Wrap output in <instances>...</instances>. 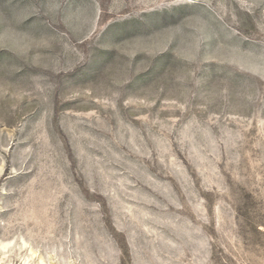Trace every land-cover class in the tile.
I'll use <instances>...</instances> for the list:
<instances>
[{
	"label": "rangeland",
	"instance_id": "obj_1",
	"mask_svg": "<svg viewBox=\"0 0 264 264\" xmlns=\"http://www.w3.org/2000/svg\"><path fill=\"white\" fill-rule=\"evenodd\" d=\"M0 264H264V0H0Z\"/></svg>",
	"mask_w": 264,
	"mask_h": 264
}]
</instances>
